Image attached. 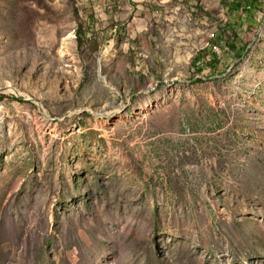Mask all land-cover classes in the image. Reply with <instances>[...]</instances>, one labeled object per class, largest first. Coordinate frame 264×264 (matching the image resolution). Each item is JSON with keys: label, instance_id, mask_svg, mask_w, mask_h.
Segmentation results:
<instances>
[{"label": "rangeland", "instance_id": "374dc122", "mask_svg": "<svg viewBox=\"0 0 264 264\" xmlns=\"http://www.w3.org/2000/svg\"><path fill=\"white\" fill-rule=\"evenodd\" d=\"M234 2L0 0V264H264V0Z\"/></svg>", "mask_w": 264, "mask_h": 264}, {"label": "trees", "instance_id": "16d2710c", "mask_svg": "<svg viewBox=\"0 0 264 264\" xmlns=\"http://www.w3.org/2000/svg\"><path fill=\"white\" fill-rule=\"evenodd\" d=\"M232 6L234 9L239 10L242 14H244L246 16L245 17L246 20L251 22L250 21L251 19H255L256 11L261 9L262 3H260V0H235ZM75 37H76L77 45L80 46L84 39L83 27L79 26L76 29ZM239 51H242V49H239ZM195 58L197 59V63H198L204 58V55L202 56L197 55ZM206 62L210 72H214L215 74H217L218 72H221V70H223V68L220 65L219 56L216 54L210 55L209 59Z\"/></svg>", "mask_w": 264, "mask_h": 264}, {"label": "built area", "instance_id": "2783aa9c", "mask_svg": "<svg viewBox=\"0 0 264 264\" xmlns=\"http://www.w3.org/2000/svg\"><path fill=\"white\" fill-rule=\"evenodd\" d=\"M216 33L212 31L208 34V38L205 42V47L210 49V51L218 56L228 51V46L225 43V39L222 37L217 38ZM208 60V57H204L202 60Z\"/></svg>", "mask_w": 264, "mask_h": 264}, {"label": "bare ground", "instance_id": "6f19581e", "mask_svg": "<svg viewBox=\"0 0 264 264\" xmlns=\"http://www.w3.org/2000/svg\"><path fill=\"white\" fill-rule=\"evenodd\" d=\"M110 52L109 51H105L104 54L99 58V62H98V68H100V66L102 65V63L104 62V56L108 55Z\"/></svg>", "mask_w": 264, "mask_h": 264}]
</instances>
